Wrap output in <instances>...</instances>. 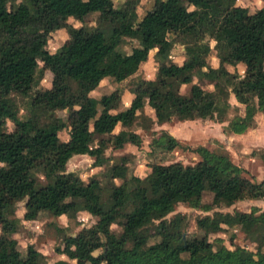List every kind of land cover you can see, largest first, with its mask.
I'll use <instances>...</instances> for the list:
<instances>
[{"label": "trees", "instance_id": "16d2710c", "mask_svg": "<svg viewBox=\"0 0 264 264\" xmlns=\"http://www.w3.org/2000/svg\"><path fill=\"white\" fill-rule=\"evenodd\" d=\"M235 1L155 0L153 8L136 20L137 0L120 6L109 0H0V264H264V210L253 205L247 211L221 209L237 200L264 197V174L260 180L246 176L225 149L187 147L197 155L194 162H152L143 178L126 176L123 161L107 163L103 177L121 182H110L104 191L96 177L83 180L65 169L73 154H87L94 164H102L108 161L106 147L140 145L136 133L112 130L117 122L130 125L146 98L157 123L170 118L222 121L230 106L228 92L243 104V113L233 114L224 131H245L253 126L256 112L264 118V7L258 17L243 20ZM75 8L80 14L103 13L104 19L82 28L73 36L77 50H67L50 65L60 76L56 92L37 93L49 109L66 108L65 121L39 127L30 135L29 119L18 117L7 91L29 95L48 66L47 60L39 65L38 59L49 33L62 27ZM168 33L183 38L180 63L167 59ZM206 33L212 47L204 40ZM125 37L137 40L128 52L119 48ZM153 47L160 61L158 71L154 78L128 82L133 96L127 106L110 112L118 102L116 92L98 99L88 94L93 74L125 78L137 71ZM211 49L218 58L215 68L206 62ZM248 58L251 62L241 75L224 67ZM201 67H207L201 72L212 80L213 88L189 83L187 91L180 92V85ZM6 120L12 122L9 130ZM62 127L67 129L65 140L57 135ZM177 145L165 129L151 135L146 144L149 152ZM42 149L46 158L34 166V156ZM256 150L264 167V147ZM22 198L25 219L35 218L39 210L73 217L80 208L95 219L91 227L63 233L58 251L64 257L46 263L45 255L31 243L20 251L13 236L20 226L15 203ZM177 203L206 211L195 218L203 234H184L185 217L179 212L166 217ZM213 207L219 209L207 213ZM112 224L118 231L111 230ZM222 226L237 229L246 244H232L229 234L231 246L221 237L208 245V232ZM96 249L99 252L93 254Z\"/></svg>", "mask_w": 264, "mask_h": 264}, {"label": "rangeland", "instance_id": "374dc122", "mask_svg": "<svg viewBox=\"0 0 264 264\" xmlns=\"http://www.w3.org/2000/svg\"><path fill=\"white\" fill-rule=\"evenodd\" d=\"M128 0H109L112 6H120L125 4ZM155 0H137L135 6L136 20H138L145 12L153 8ZM235 5L237 12L243 20L254 19L259 16L261 8L264 7V0H236ZM104 19L103 13L85 12L79 13L75 8L74 12L67 17L66 23L48 35L46 47L38 59L39 65H42L46 60L48 66L43 70L42 77L39 79L37 85L29 93V95H20L13 91H7L8 95L14 100L18 107L17 115L20 119H29L30 135L38 133L40 128L50 124H56L61 120L66 119L65 109H49L42 96H39L38 91H47V93H54L57 90L60 82L59 74L53 70L50 65L61 54L67 50L76 51L77 48L73 42V36L77 34L84 27L94 26L95 23L102 22ZM167 37L170 39L171 47L168 51L167 59L170 62L180 63L184 55V44L181 35H174L168 33ZM204 40L213 45V40L209 34H205ZM137 44L134 38L125 37L119 44L122 51L128 52L130 48ZM156 47L148 51L146 58L140 62V65L135 73L126 76L125 78L116 79L112 76L98 77L93 74L91 76L92 87L88 94L98 99L101 94L116 92L117 105L110 108V112H115L127 106L133 96L128 90V82L134 78L143 77L146 79L154 78L158 71L159 62L155 54ZM207 65L215 68L218 63V58L214 49H211L206 56ZM251 62L248 58L246 61L237 62L235 64L224 63V67L231 73L243 74L247 64ZM206 70L207 67L198 69L189 76L187 83H182L179 91L185 93L189 83H197L203 89H212L213 83L208 76H204L201 71ZM225 77V76H223ZM227 100L230 106L225 113L222 121H215L214 119H193L191 121H177L175 118H170L163 123H157L154 117V111L149 104L148 99L144 100V104L136 111V116L131 124L124 126L117 122L112 132H117L119 129H126L136 133L140 139V145L125 143L120 148L106 147L104 154L108 157V161L102 164L93 162V158L87 154L71 155L65 164L67 171L76 172L83 180L89 177H96L99 180L101 191L110 185V182L120 183L121 178H112L110 181L103 177L102 173L107 163L123 161L127 167L126 176L136 175L143 178L147 176L150 171V164L152 162L168 163L171 161H180L182 163H192L196 160L197 155L189 151L187 147H194L196 145H203L208 149H225L230 159L237 165L244 169V174L248 177L256 178L262 171V160L259 156L258 145L264 143V119L260 112L254 114L255 126L251 129H246L242 134H230L223 130V126L233 114L243 113V104L238 102L232 92H228ZM96 110L98 108L96 107ZM5 129L9 130L12 127V122L6 120L4 124ZM48 128H51L49 126ZM160 129H165L170 135L175 137L179 145L175 146L169 151H158V148H152V152L147 148L146 144L151 135L157 134ZM59 139L65 140L67 138V129L62 127L57 131ZM46 158L45 149H42L34 156V166H38L41 160ZM0 165L2 163L0 162ZM264 169V167H263ZM33 171H38L33 168ZM41 180V179H40ZM43 180V179H42ZM41 180V181H42ZM202 200H209V195L202 194ZM255 201V202H254ZM257 206L258 209H264V197H256L250 199H241L235 201L228 207H222V210H232L233 208L240 210H249L251 205ZM24 198L19 199L15 203L14 215L18 217L20 226L17 232L13 234L17 241V246L20 251H23L28 243H31L37 250L41 251L46 257V263H51L56 259L63 258V254L59 253L58 248L61 245V235L63 233H75L79 228L91 227L94 222V217L88 214L83 209H76L73 217L66 215L53 216L39 210L35 218H23L24 212ZM213 207L207 211L210 213ZM175 212H179L185 217V232L184 234L200 236L203 234L201 229L195 225V218L197 215H202L203 211L196 207H191L185 203H177L174 205L166 217H171ZM111 230L118 231L119 227L112 224ZM221 230H210L207 234L208 245L210 241L213 242L214 237H221L226 246L229 245V234L233 235L231 239L232 244L245 245L241 233L235 228H227L222 226ZM103 238V236H101ZM214 243V242H213ZM211 243L210 245H212ZM248 246V245H246ZM208 247V246H207ZM211 247V246H210ZM99 252V249L93 251V254ZM115 264V262H112Z\"/></svg>", "mask_w": 264, "mask_h": 264}, {"label": "crops", "instance_id": "0c3cea01", "mask_svg": "<svg viewBox=\"0 0 264 264\" xmlns=\"http://www.w3.org/2000/svg\"><path fill=\"white\" fill-rule=\"evenodd\" d=\"M212 47V46H211ZM260 114H261V112H260ZM261 116L263 117V115L261 114ZM264 119V118H263ZM193 120V119H192ZM177 121H179V122H181V121H191V120H177ZM163 123V122H162ZM227 123V122H226ZM225 123V124H226ZM253 126H255V119H254V124H253ZM253 126H251V127H253ZM251 127H248L247 128V130L248 129H251ZM228 133H230V134H242V133H244V131L243 132H241V133H233V132H228ZM258 146H260V147H264V143H262L261 145H258ZM259 148V147H258ZM74 155V154H73ZM261 174L259 175V176H256V178H255V180H260L261 178H262V176H263V174H264V169H263V164H262V171L260 172ZM246 199H250V198H246ZM255 202V201H254ZM253 206H256L255 205V203H254V205ZM257 207V206H256ZM259 210H264V209H259Z\"/></svg>", "mask_w": 264, "mask_h": 264}]
</instances>
